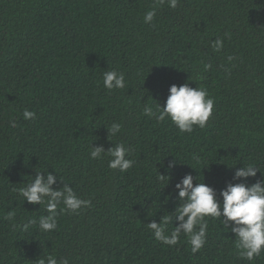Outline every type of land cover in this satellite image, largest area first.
I'll use <instances>...</instances> for the list:
<instances>
[{
  "label": "trees",
  "instance_id": "1",
  "mask_svg": "<svg viewBox=\"0 0 264 264\" xmlns=\"http://www.w3.org/2000/svg\"><path fill=\"white\" fill-rule=\"evenodd\" d=\"M110 70L124 73L125 88H104ZM186 82L214 98L205 128L181 133L143 114ZM25 109L35 118L25 120ZM117 122L122 131L108 138L105 127ZM114 143L130 148L126 172L110 169V157L90 158L91 145ZM248 164L264 173V0H179L175 9L167 0H0V264L48 254L69 264H264V251L242 259L235 235L211 217L195 254L185 235L168 246L147 226L175 210L186 173L219 193ZM54 170L91 207L60 213L56 230L42 232L44 205L15 190ZM158 172L171 176L163 189ZM62 186L58 178L53 187Z\"/></svg>",
  "mask_w": 264,
  "mask_h": 264
},
{
  "label": "clouds",
  "instance_id": "2",
  "mask_svg": "<svg viewBox=\"0 0 264 264\" xmlns=\"http://www.w3.org/2000/svg\"><path fill=\"white\" fill-rule=\"evenodd\" d=\"M159 4L165 0H157ZM179 0H167L168 6L175 9ZM156 16V9L148 11L144 15V23L152 24ZM214 52L223 48V38H217L212 42ZM233 57L229 56L231 61ZM210 64L204 65V71H208ZM199 78V77H198ZM103 86L105 89L117 90L126 87L125 75L116 70L103 73ZM214 111V98L210 96L207 88L198 85L191 87L189 83L181 85L172 84L168 89V95L164 106L160 105L153 111L151 105L145 104L143 114L155 118L157 121L170 119L181 133H191L194 127L201 129L207 126ZM35 112L27 109L23 112L25 120L35 118ZM15 127V122H11ZM107 129L108 138L116 137L122 131L120 123H112ZM110 140V139H109ZM111 141V140H110ZM130 148L124 143H114V147L105 150L103 145H91L90 158L94 160L110 157L108 167L119 170L121 173L130 169L134 161L129 159ZM159 162H162L159 161ZM176 161H170L166 168L172 169ZM161 166L164 165L161 163ZM55 171V170H54ZM261 178L248 184L249 178H255L257 172ZM32 177V176H30ZM63 183L62 187H53L57 180ZM157 181L162 189L170 183L171 176L158 172ZM198 180L191 173L183 175L174 186L179 201L175 210L169 213L160 222L153 220L148 223V229L153 233L155 240L168 246H174L179 242L181 234L188 238L193 254L199 252L207 242L208 222L206 217L219 221V225L231 231L235 235V247L242 259L252 261L264 251V173L253 164L244 165L235 170L232 181L226 183L224 189L217 193L216 189L204 181ZM32 205H44L47 215H42L38 220V227L42 232H52L57 228V217L60 213L78 214L83 208L91 207V200L80 198L65 183L56 171H36V175L25 184L24 187L15 190ZM62 205V207H61ZM59 209V211H58ZM15 212H9L7 219H12ZM174 216L175 227L168 233L167 225ZM37 221L30 220L29 224ZM29 224H25L27 229ZM38 264H69L67 259H58L56 255L48 254L39 259Z\"/></svg>",
  "mask_w": 264,
  "mask_h": 264
}]
</instances>
